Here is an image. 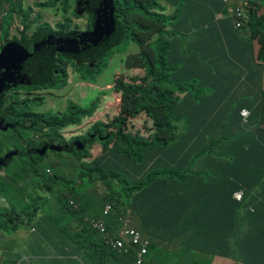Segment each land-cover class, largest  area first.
Listing matches in <instances>:
<instances>
[{"label":"trees","instance_id":"1","mask_svg":"<svg viewBox=\"0 0 264 264\" xmlns=\"http://www.w3.org/2000/svg\"><path fill=\"white\" fill-rule=\"evenodd\" d=\"M16 1L0 0L1 41H19L18 36L11 37L14 22L24 28L19 42L25 47L54 33L41 21V14L30 19V10L25 11ZM45 1L40 8L61 4L59 8L69 10L67 0ZM75 1L76 7L84 2L87 8L84 16L89 20L86 31H91L95 9L104 0ZM192 1L185 5L180 0H163L175 7L174 14L167 17L158 13L166 9L159 0H136L134 4L114 0L117 31L96 47L87 48L88 57L65 55L69 63L89 69L93 65L107 66L105 61L112 50L124 43L141 47L124 61L128 70L140 73L130 75L129 81L119 78L116 86L107 88H113L110 100L116 96L117 102L116 109L108 116L98 117V98L84 106L73 103L72 115L59 122L54 120L58 118L52 112L28 113L24 107H15L46 126L29 134L28 142L22 136L28 150L17 145L16 142L21 143L19 138L12 139L8 150L17 149L20 159L25 161L21 162L19 172L1 183L0 204L4 197L9 199L18 191L39 188L52 192V184L65 187L59 194V202L66 218L61 219L66 220V225H54L55 220L49 215H44L42 223L49 218L48 230L66 231L70 247L66 254L76 255L82 264H128L135 260V251L126 256L112 249L103 233L84 223L86 215L95 220L103 218L110 237L120 238L124 236L118 232L120 219H126L129 210L138 225H143L146 234L151 235L143 236L150 239L144 264H153L166 244L174 253L159 260L164 264L183 253L188 255V261L178 264H222V261L264 264V15H259L264 0H249L254 8L241 28L222 0ZM186 7L193 15V34L212 29L219 35L192 37L191 29L187 30L185 22L175 15ZM18 12L21 16L15 21ZM220 14L222 18H218ZM33 23L38 24L34 29ZM68 33L60 29L55 34ZM240 48L248 52L242 69L232 61L225 64L216 57L218 53L229 55ZM43 49V53L34 54L24 66L36 88L50 87L58 63L64 59L62 54L57 57L54 47ZM207 84L212 86L211 91ZM104 99V103L108 102ZM244 110L249 112L247 117L242 115ZM0 115L9 114L0 111ZM140 117L147 121L134 132L132 121ZM84 122L90 123L81 129ZM37 126L32 124L29 129ZM44 143L51 146L48 148ZM62 149L66 150L57 153ZM48 153L58 157L57 164H53ZM64 153L77 161L66 165V174L58 172L65 163ZM86 173H99L102 183L94 188ZM32 175L37 180L22 188ZM238 191H244L241 202L234 198ZM142 195L150 197L156 205ZM107 205L111 209L104 216ZM12 218L11 229L3 227L10 235L20 227L31 228V233L35 231L29 225L31 217L24 212ZM74 225L76 229L72 230ZM46 233L42 228L38 234ZM157 240L165 245H158ZM22 242L20 263L34 264L31 257L23 256L35 253L30 250L37 238L30 236ZM177 250L181 253L176 255ZM193 252L197 259L191 262L189 254ZM215 256L225 259L217 258L213 262Z\"/></svg>","mask_w":264,"mask_h":264},{"label":"rangeland","instance_id":"2","mask_svg":"<svg viewBox=\"0 0 264 264\" xmlns=\"http://www.w3.org/2000/svg\"><path fill=\"white\" fill-rule=\"evenodd\" d=\"M130 1L132 4L136 2V0H126ZM182 4L188 5L192 4V0H180ZM256 2V0H254ZM17 3L21 4V7L26 11L30 10V19H34L37 16V13L41 14V21H48L51 22L53 25L57 23H61L62 20L66 18L71 19V27L75 31H86L87 26L89 24V20L86 16H81L82 18H76L72 12L66 13L61 8V4L59 7H55L54 5L52 8L48 9H42L39 7V5L43 2H46L45 0H17ZM162 4H165L163 0H159ZM67 4L69 6L70 10H73L76 8V1L75 0H67ZM163 8V6H162ZM167 9H164V11H158V13L162 15H167V17H170L172 14H174V11L172 13L166 12ZM191 10L189 8L180 9L177 12H175V15L177 17H180L185 22V27L187 30H190V35L192 37H203L207 38L209 34H217L218 32H214L212 29H210L206 33L201 34H193L192 31L194 30L193 25V15H191ZM262 12H264V9H262ZM21 16V13L18 12L15 15V21H18ZM2 18V17H1ZM38 24L33 23L32 29H34ZM92 26H94V18L92 19ZM17 27H21L17 23H13L12 27L10 28L11 37L17 36ZM94 28V27H93ZM208 28V27H207ZM32 29L28 32L31 33ZM156 37L153 38L155 40ZM18 44V43H17ZM7 42L4 40H0V63L1 64H10L9 68H1L2 71L0 73V76H8L11 72V69H13L15 66H20L19 61L16 57H12L11 61H8L4 56H2L3 51L7 48ZM138 49V46L134 43H124L121 46L117 47L112 50L111 55L109 58L105 61V64L107 66L101 67V65H93L92 68H89L91 72H89V69L85 66H76L73 63H69L65 59L62 60V64H65V75H56L54 82L48 87V89L44 92H42L40 95L42 96L40 100L36 101L35 103H32L27 107V112L30 113H44L47 110H49V113L52 112L57 116L58 119H54L55 121H66L69 118V116L72 115L74 112L72 105L73 103H78V105H85L88 102L90 103V100L93 98H98L100 100V109L98 110L99 114L98 117L101 115H109V112L114 111L116 109L115 104L116 102V96L113 97V100H110V92L112 93V89H107L108 86H113L115 84L116 76L121 75V79H126L129 81V76H134L139 74V71H133L131 74V71L127 69L126 66H124L125 58L129 54H133ZM22 50H17L16 56H19ZM11 55V52H8L6 56L8 57ZM88 80H86V79ZM196 80L198 82H202V80L195 76ZM90 80V81H89ZM95 81V82H94ZM209 85V84H207ZM210 86V91L212 90V86ZM209 91V92H210ZM107 93V94H106ZM106 97V98H105ZM105 98V99H104ZM106 100L108 102H105L102 100ZM68 107V110L66 111V108ZM68 113V115H67ZM107 113V114H106ZM245 114V113H244ZM21 116L20 118H22ZM31 118V117H29ZM14 119V118H12ZM32 120H35V118H31L30 121L32 123ZM92 121V120H91ZM90 121V122H91ZM145 117H140L137 120L132 121L131 124V130L136 131L137 129H142L144 123L146 122ZM90 122H84L80 128L83 129L86 127ZM34 124V123H32ZM148 127L151 126L150 123L147 124ZM46 124L43 122L38 121V131H42L44 129ZM37 130L36 129H29L27 132L20 131L19 134L21 136L27 137V142L29 140L28 136L30 133H33ZM71 131V130H69ZM15 133L12 130H8L6 132H2L0 130V147L2 148V152L5 151V149L10 148L12 145V141H10V137L13 136ZM64 134V132H63ZM40 135V134H39ZM163 137H166L165 133L163 134ZM14 138V137H13ZM19 141V140H17ZM16 142V141H15ZM23 144L22 142H16L17 145L23 146L28 150V143ZM50 156V160L53 162V164L58 163V157L55 154L48 153ZM25 156V155H24ZM22 156L15 155L14 156V162L12 161V165L3 168L0 170V175H4L6 173L5 177L0 178V185L2 182H7L9 180V176L13 173L19 172L21 170V162H24L25 160L20 159ZM63 157L65 158V163L60 167L58 172L62 174L67 173L66 165H73L77 163L75 157L68 156L67 154H63ZM25 158V157H23ZM52 172H50L51 174ZM79 174V173H78ZM86 177H89L92 182L94 183V188H97L102 183V177L99 173H86ZM36 176L32 175L24 184H22V188H24L26 185L30 184L31 181H35ZM53 191L50 192L48 190H43L36 188V190L31 189L27 190L25 192H17L12 193L9 197V199H6L5 197L2 199V204H0V211L2 213L0 214V225L2 224L4 227H7L9 230L11 229L10 220H14L13 215L18 217V214L21 212H24L25 214L29 215L31 217V224L34 225V223H39L42 220V217L44 215H49V217L53 218L55 221H53L54 225H66V220L63 221L61 218L66 219L64 216V212L60 209V202H59V194L61 191L65 189V187L58 185H53ZM125 197V195H122ZM95 201V200H94ZM93 201V202H94ZM92 202V203H93ZM11 213L8 214L10 212ZM79 210V208H78ZM101 210V208H100ZM63 213V214H62ZM84 223L87 222L89 225H92L90 216H87L84 218ZM127 221H130L128 219ZM126 222H124L122 225H125ZM14 225V224H11ZM17 225V224H16ZM122 225H119L120 227ZM2 231V230H1ZM66 235V231L64 232ZM2 235L6 239H11L12 236L8 232H2ZM29 240L30 238H26ZM160 246L162 244H159ZM165 245V244H164ZM174 252L170 248L169 244H166L163 251H161L158 255L165 256L167 254L172 255ZM181 253V250L178 251V254ZM208 258H211L210 256H207ZM189 258L192 261L196 260V254L190 253ZM219 259H225L220 257H213V262L215 260ZM153 264H164V263H157L153 262ZM165 264H177L176 260H170L169 262ZM227 264V263H224Z\"/></svg>","mask_w":264,"mask_h":264},{"label":"water","instance_id":"3","mask_svg":"<svg viewBox=\"0 0 264 264\" xmlns=\"http://www.w3.org/2000/svg\"><path fill=\"white\" fill-rule=\"evenodd\" d=\"M82 3L78 4V14L84 15L87 12V8H82ZM116 8L114 6V0H104L103 3L95 9L94 18V28L91 31H71L67 35H62L63 37H58V43L62 44V47L59 49L60 54H68L74 55L75 58H78L80 54L83 57L89 56V51L87 48L91 46L96 47L99 43H101L104 38H109L116 30V19H115ZM71 34H74L72 36ZM52 37L48 36L44 40L37 42L34 47V53H43L44 47L46 45H50ZM17 50H22L19 56H16ZM11 52V55L8 57L6 54ZM2 56H4L8 61H11L12 57H16L19 61L20 65L22 63H26L33 54H28V52L21 47L19 44L15 42H11L8 44L7 48L3 51ZM10 64H1V68H9ZM23 66L14 67L11 69V72L8 76H0V111L2 110V94L9 89V87H5L6 82L13 84H24L31 83L27 80V75L22 73ZM4 116L0 115V130L2 132L8 131L12 127L5 124ZM51 149H55L54 146ZM15 155H17V151L11 154L6 155L5 160L0 157V168H4L8 166L7 161L12 159Z\"/></svg>","mask_w":264,"mask_h":264},{"label":"clouds","instance_id":"4","mask_svg":"<svg viewBox=\"0 0 264 264\" xmlns=\"http://www.w3.org/2000/svg\"><path fill=\"white\" fill-rule=\"evenodd\" d=\"M223 3L227 6V11L228 13L232 16V18H234V20H236L238 22V27L241 28L243 26V24L246 22V20L248 19V15L250 14V10L254 8V6L252 7L249 0H222ZM82 8H85L84 7V2L82 3V7L79 8V9H82ZM264 9V8H262ZM262 9H260L259 11V15H264V12H262ZM75 11L72 12L70 9L68 11H66V13H68L69 11L73 13V15L76 17V18H82L81 16H83L82 14H78V5L77 7L74 9ZM3 15L0 16V20H1V17ZM223 15L220 14L218 15V18H222ZM45 24L44 25H49V27L54 31V33H50V37H52V40L50 42V45H46L45 47H54V51L55 53L57 54V57H60V51L59 49L62 47V44H59L58 43V37H63V36H57L55 33H58L60 29H63L64 31L68 30V32H71V31H75L73 30L72 28L70 29H67L66 27L68 26H71V19H68L65 17L64 20H62L61 23H57L55 25H53L51 22H48V21H44ZM21 26V25H20ZM38 26V25H37ZM36 26V27H37ZM35 27V28H36ZM66 28V29H65ZM24 31V28L21 26V27H17V36L19 37V41L21 40L22 38V32ZM12 32V31H11ZM10 32V33H11ZM83 32V31H82ZM31 35V34H30ZM48 37V36H47ZM46 38V37H45ZM44 38V39H45ZM42 39V40H44ZM41 40V41H42ZM16 42V41H11V42H15V43H18L21 47H23L27 52L28 54H36L34 53V47L35 45L37 44V42L33 43L31 47H25L23 44H21L20 42ZM9 42V43H11ZM40 42V41H39ZM7 43V45L9 44ZM139 46V45H138ZM44 47V48H45ZM140 47V46H139ZM141 48V47H140ZM139 49V48H138ZM66 54H62V56L64 57V59L66 60V57H65ZM33 56L30 58L32 59ZM71 56H74V55H71ZM218 59H221V61L225 64H229V62H233L234 64H236L240 69H242L243 67V62L245 61V54H244V48H240L236 51H232V53H230L229 55H225L224 53H218L217 56H216ZM29 59V60H30ZM28 60V61H29ZM27 61V62H28ZM26 62V63H27ZM25 62L22 63L20 66H23V70H22V73L23 74H26L27 75V80H29L31 83H24V84H13V83H8L6 82L5 84V87H9L8 90H10L11 88L16 92L17 96L14 100L18 101L17 102V105L15 106H19V107H24V108H27L29 107V105H25L26 103H35V100H40L41 99V93L46 91L48 89L47 88H36L33 86V82L31 81V79L29 78V75L28 73H26L24 71V66L26 64ZM61 64H62V60L58 63V69L55 70V75H61L62 73V68H61ZM2 69H0V73H1ZM133 70H131V74H132ZM65 75V74H64ZM63 75V76H64ZM121 77V75H118L116 76V79H115V84L113 86H110V87H114L116 86L117 84V80ZM7 91V90H6ZM5 91V92H6ZM4 92V93H5ZM3 93V94H4ZM3 94L1 95L3 97ZM24 97V98H23ZM22 101H24L23 103H21ZM10 104L11 105V100H9ZM3 103V102H2ZM14 105V104H12ZM27 110V109H26ZM246 111V110H244ZM248 112V111H247ZM243 113V111H242ZM243 115V114H242ZM65 135V134H63ZM64 150L66 149H62L60 152H57V153H61L63 152ZM0 170H2L0 168ZM6 176V173L4 175H0V177H5ZM238 192H242L243 193V196H244V191H238ZM237 193V192H236ZM235 195V194H234ZM236 200V199H235ZM242 200H243V197H242ZM241 200V201H242ZM237 201V200H236ZM241 201H238V202H241ZM108 206V205H107ZM106 209V207H105ZM105 211V210H104ZM109 213L107 215H104V216H108ZM133 218V214L132 212L129 210L128 212V217L126 219H120V222H121V225L124 223V222H127L128 223V226L130 229H134V230H137V228H135L133 225H135V222L134 220L132 219ZM128 219H130V221H127ZM91 220H95V219H91ZM97 221H102L104 222L105 225L106 224V221L105 219H99ZM92 226V225H91ZM3 225H0V230L4 231V232H8V231H5L3 230ZM93 227V226H92ZM106 229H107V226H106ZM96 230V229H95ZM107 232H108V229H107ZM118 232H123L124 233V236L123 237H120V238H116V239H123V238H126V235H125V232H124V225L121 226L120 230ZM140 232V231H139ZM141 233V232H140ZM142 234V233H141ZM143 235V234H142ZM106 236V235H105ZM107 237V236H106ZM108 240H116L114 238H111L110 237V233L108 232ZM112 248V247H111ZM11 264H20V262H13Z\"/></svg>","mask_w":264,"mask_h":264},{"label":"crops","instance_id":"5","mask_svg":"<svg viewBox=\"0 0 264 264\" xmlns=\"http://www.w3.org/2000/svg\"><path fill=\"white\" fill-rule=\"evenodd\" d=\"M163 4L167 11L172 13L175 10V7L172 6L170 2H164ZM257 43H254V55L257 54ZM244 54H245V61L248 57V52L244 49ZM110 87V86H108ZM143 198L151 203L155 204L154 200H150V197L146 195H142ZM44 217V216H43ZM42 217V219H43ZM134 217V215H133ZM135 222V225H133L135 228H137L138 231H142L141 233L143 234L144 237L150 238V234H146V229L143 227V225H138V221L134 218H132ZM47 225L50 224V219L47 218L45 221V224L42 223V220L39 223H34V225H30V227L34 228V232L31 233L30 229L31 228H18L16 233H12V238L11 239H6L0 230V264H11L13 261L16 262H21L22 258L18 257V254H20V249L19 245H23V242H26V238H30V236H35L38 240L36 244L32 247L30 251L35 252L33 255L28 256L24 255V258H32V262L34 264H82L79 258L76 255H67V249H70L67 244H69V240L67 236L63 233H57L53 232L51 230L47 229ZM150 226V225H149ZM42 228L46 229L47 233L44 235H40L38 233L42 232ZM20 229H21V234H20ZM76 229V225H74V228L72 230ZM9 233V232H8ZM18 233L20 234L18 237ZM10 234V233H9ZM156 243L164 245V242L157 240ZM178 250L176 251L177 255ZM184 254V253H183ZM177 255L176 261L177 264L180 262H183L184 260L188 261V255ZM163 256L156 255V259L153 260V262L161 263L159 260ZM15 262V263H16ZM226 263L225 261H222V264ZM22 264V263H20ZM27 264V263H24ZM251 264H255L251 262Z\"/></svg>","mask_w":264,"mask_h":264},{"label":"built area","instance_id":"6","mask_svg":"<svg viewBox=\"0 0 264 264\" xmlns=\"http://www.w3.org/2000/svg\"><path fill=\"white\" fill-rule=\"evenodd\" d=\"M242 114L244 117H247L249 115V112L243 111ZM242 197H243L242 192H237L234 195V198L237 201H241ZM110 209L111 207L109 205L106 206L104 215H107ZM91 223L94 229L99 230L101 233H103L108 237V232L104 222L91 220ZM124 232L126 238L108 240L109 245L112 247V249L126 256L131 250L135 251V260L129 262L128 264H144L150 247V239L144 238L143 235L138 230L130 229L127 222L124 225Z\"/></svg>","mask_w":264,"mask_h":264},{"label":"flooded vegetation","instance_id":"7","mask_svg":"<svg viewBox=\"0 0 264 264\" xmlns=\"http://www.w3.org/2000/svg\"><path fill=\"white\" fill-rule=\"evenodd\" d=\"M61 68H62V75H64L65 71H66L65 64H61ZM16 96H17V94L12 88L10 90H7L3 94V97H2L3 103L1 104V107H2L1 111L2 112L8 111L9 115L4 116V118H5L4 120H5L6 125H9L10 127L17 125L16 127H12L9 129V131L12 130L15 133L13 136L10 137L11 138L10 141H12L13 137H17L20 139L21 142H24V140H26V139H22V136L19 134V132L20 131L27 132V129H29L32 126V123L38 125V122H34L33 120H32V123L28 122L31 119V118H29V115L28 114L24 115L25 112L22 111L21 109H20V111L18 109L17 110L15 109V107H16L15 105H17V102H18L16 100H14L16 98ZM9 100H11V105H9L10 104ZM23 102L24 101H22L21 103H23ZM12 104H14V105H12ZM25 105H30V103H26ZM48 112H49V110H47L44 113H48ZM21 115H23V118H20ZM12 118H14V119H12ZM18 126H19V128H17ZM36 128L38 130V126ZM16 130H19V131L17 132ZM33 133H30V135H32ZM44 146H47L49 148L51 145L49 143H44ZM0 149H1V147H0ZM8 149L9 148L5 149V151H3V153L0 152V153H2V155L0 157L3 160H5L6 155L11 154V153L16 152V151H17V155L19 156L20 153L17 149H15V148H12L11 150H8ZM48 155L49 154H47V156ZM14 159L15 158L13 157L12 159L8 160L7 163L10 164V163H12V161L14 162Z\"/></svg>","mask_w":264,"mask_h":264}]
</instances>
